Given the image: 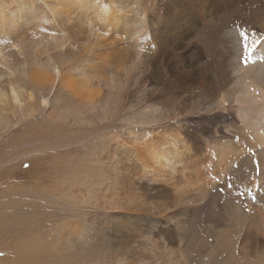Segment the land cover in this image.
<instances>
[{
	"label": "bare ground",
	"instance_id": "bare-ground-1",
	"mask_svg": "<svg viewBox=\"0 0 264 264\" xmlns=\"http://www.w3.org/2000/svg\"><path fill=\"white\" fill-rule=\"evenodd\" d=\"M252 1L256 8L259 0ZM231 3L0 0V264H65L82 253L91 231L73 211L79 191L87 198L109 189L124 195L131 187L168 190L175 177L168 163L173 138L188 143L207 130L212 103L204 105L206 99H216L230 80L221 33L228 26L222 12ZM241 10L230 15L239 27L229 29L245 68L237 80L249 79L246 93L250 83L263 92L264 70L255 68L264 60L263 34L246 30L256 11ZM250 102L244 99L241 114L252 109ZM192 109L196 119L187 116ZM255 111L256 126L264 122V103ZM105 128L111 138L90 148L86 138ZM109 151L118 170L106 188L99 175ZM158 174L164 184L146 180ZM65 196L68 213L60 210ZM147 216L148 228L156 229L154 214ZM126 223H118L119 240L147 231L129 218Z\"/></svg>",
	"mask_w": 264,
	"mask_h": 264
},
{
	"label": "rangeland",
	"instance_id": "rangeland-1",
	"mask_svg": "<svg viewBox=\"0 0 264 264\" xmlns=\"http://www.w3.org/2000/svg\"><path fill=\"white\" fill-rule=\"evenodd\" d=\"M250 2L232 0L222 12V21L228 26L221 33V48L229 51L230 80L214 101L206 99L204 105L212 103L205 115L211 120L206 124L207 130L188 143L181 141V136L173 138V153L168 163L175 170V177L168 190L152 194L131 187L127 188L128 195H124L126 191L118 194L109 189L105 195L87 198L77 192V210L73 211L91 231V239L82 253L71 256L65 264H264V122L254 125L255 110L264 103V91L250 83V92L246 93L249 79L237 80L245 68L235 58L237 36L229 32L233 26L239 27L232 22L231 13L242 9L241 12L252 14L254 9L253 25L246 30L263 34L264 42V0H259L256 8ZM257 20L262 24L257 26ZM193 49L192 46L187 56ZM258 61L255 68L262 72L264 60L258 58ZM244 99L252 104L245 115L241 114V108L247 107ZM195 101L190 99L192 103ZM187 116L197 117L194 109ZM167 126L169 129L172 124ZM107 131L105 128L102 135L87 137L88 146L95 148L104 138L110 139V134L104 135ZM184 143L188 146V159L183 164L178 150ZM107 153L106 168L99 175V181L106 188L114 182L111 175H116L118 170L117 155ZM21 167L20 170L25 168V164ZM146 180L164 184L161 174ZM120 196L131 200L126 203ZM47 199L43 196L42 200ZM67 201L65 196L61 212H69ZM48 203L55 205L52 200ZM121 212L125 215L119 220ZM149 214L158 220L156 229L147 226ZM128 218L147 229L146 233L142 232L145 236L135 231L133 237H125L127 241L119 240L114 234L118 233V223L126 225ZM151 241H156L158 247L152 248Z\"/></svg>",
	"mask_w": 264,
	"mask_h": 264
}]
</instances>
